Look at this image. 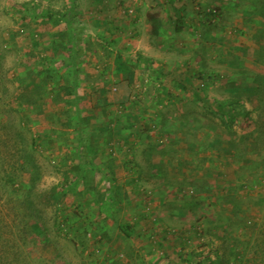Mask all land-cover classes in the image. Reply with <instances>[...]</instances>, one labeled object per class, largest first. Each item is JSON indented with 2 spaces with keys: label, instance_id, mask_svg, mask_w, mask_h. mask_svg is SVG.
<instances>
[{
  "label": "rangeland",
  "instance_id": "1",
  "mask_svg": "<svg viewBox=\"0 0 264 264\" xmlns=\"http://www.w3.org/2000/svg\"><path fill=\"white\" fill-rule=\"evenodd\" d=\"M243 251L264 263V0H0V264Z\"/></svg>",
  "mask_w": 264,
  "mask_h": 264
},
{
  "label": "trees",
  "instance_id": "2",
  "mask_svg": "<svg viewBox=\"0 0 264 264\" xmlns=\"http://www.w3.org/2000/svg\"><path fill=\"white\" fill-rule=\"evenodd\" d=\"M210 11V10H209ZM208 15L211 17V13H208ZM213 15V14H212ZM116 63H117V65H118V70L119 71H121V72H123V73H126V69L125 68H127L126 67V65H125V63L122 61V58L119 56L118 57V59H117V61H116ZM185 81H190L189 80V78L188 79H185ZM184 81V82H185ZM250 87L251 86H247L246 87V91L248 92L249 91V89H250ZM203 100V99H202ZM205 100V99H204ZM207 100V99H206ZM233 111V110H232ZM122 230L124 231V232H126L125 231V229H123L122 228ZM239 240H238V243L237 244H239ZM239 249V248H238ZM240 251H241V249H239ZM244 252V251H243ZM243 252H238L237 254H236V256H235V260H241V262H240V264H242L243 262H244V260H243V254H245V252L243 253ZM261 256H260V251H257L256 252V255L254 256V254L252 255V257L250 258V259H248L249 261H250V263L249 264H264L262 261L263 260H259V258H260ZM248 260H246V261H248ZM262 262V263H261Z\"/></svg>",
  "mask_w": 264,
  "mask_h": 264
},
{
  "label": "built area",
  "instance_id": "3",
  "mask_svg": "<svg viewBox=\"0 0 264 264\" xmlns=\"http://www.w3.org/2000/svg\"><path fill=\"white\" fill-rule=\"evenodd\" d=\"M124 12L127 13L128 15H131L134 13V9L132 7H129L128 9H125Z\"/></svg>",
  "mask_w": 264,
  "mask_h": 264
}]
</instances>
